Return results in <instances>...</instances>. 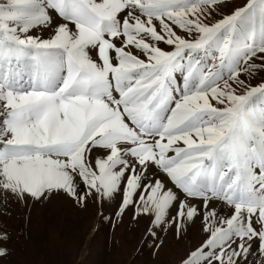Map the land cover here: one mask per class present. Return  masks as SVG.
I'll use <instances>...</instances> for the list:
<instances>
[{
	"label": "snow or ice",
	"instance_id": "snow-or-ice-1",
	"mask_svg": "<svg viewBox=\"0 0 264 264\" xmlns=\"http://www.w3.org/2000/svg\"><path fill=\"white\" fill-rule=\"evenodd\" d=\"M58 198L264 264V0H0V209Z\"/></svg>",
	"mask_w": 264,
	"mask_h": 264
},
{
	"label": "rangeland",
	"instance_id": "rangeland-1",
	"mask_svg": "<svg viewBox=\"0 0 264 264\" xmlns=\"http://www.w3.org/2000/svg\"><path fill=\"white\" fill-rule=\"evenodd\" d=\"M95 208L58 198L30 207L12 203L7 214L0 209V232L9 237L0 245L8 249L0 264H181L190 241L198 242L190 225L182 239L169 231L153 247L146 243L144 221L134 223L125 215L111 226Z\"/></svg>",
	"mask_w": 264,
	"mask_h": 264
}]
</instances>
